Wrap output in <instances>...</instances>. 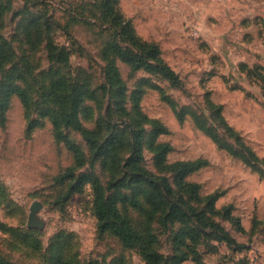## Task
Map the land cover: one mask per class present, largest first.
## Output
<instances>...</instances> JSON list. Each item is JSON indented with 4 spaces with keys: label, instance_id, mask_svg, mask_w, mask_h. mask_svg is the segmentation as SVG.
<instances>
[{
    "label": "rangeland",
    "instance_id": "1",
    "mask_svg": "<svg viewBox=\"0 0 264 264\" xmlns=\"http://www.w3.org/2000/svg\"><path fill=\"white\" fill-rule=\"evenodd\" d=\"M105 1L0 0L5 6L0 39L11 54L0 68V82L12 78L33 98L25 106L14 96L0 119V182L6 188L0 193V264H147L138 249L125 247L100 229L91 184L65 197L70 183L57 177L73 165V153L57 139L51 120L38 106L58 78L86 92L78 109L84 127L101 131V138L123 134V160L130 154L134 133L155 126L137 113L134 95L140 88L141 111L167 128L157 140L171 144L168 159L207 160L188 179L201 184L202 194L224 192L217 207L232 205L245 231L225 215L213 219L244 248L204 234L197 244L200 263L187 259L182 264H264V171L218 145L190 114L180 119L163 97L179 109L202 115L225 143L240 147L236 142L240 135L264 161V0H119L120 22L130 20L140 37L159 44L162 58L181 78L179 86L107 54V44L128 48L131 43ZM32 18L40 27L35 46L23 34L24 24ZM192 23L199 26L198 37L190 33ZM111 63L120 72L123 95L118 87L109 86ZM62 133L86 155L87 164L77 169V175L93 171L106 187L124 176L102 159L94 160L81 132L63 128ZM142 153L145 165L155 170L152 151L144 146ZM126 184L122 182L121 190L132 192ZM36 200L43 203L42 229L28 226ZM129 212L139 220L136 211L129 207ZM180 227L159 220L152 224L156 248L169 264L177 253L175 232Z\"/></svg>",
    "mask_w": 264,
    "mask_h": 264
},
{
    "label": "trees",
    "instance_id": "2",
    "mask_svg": "<svg viewBox=\"0 0 264 264\" xmlns=\"http://www.w3.org/2000/svg\"><path fill=\"white\" fill-rule=\"evenodd\" d=\"M26 2L36 3L37 0H26ZM118 3L119 0H106L104 5L114 15L117 24L124 25L122 32L128 38L131 46L124 48L118 43H110L105 49L107 54L119 57L130 64L134 70L147 69L168 80L172 86L181 85L178 73L162 58L159 44L140 37L130 20L120 22L122 16L117 8ZM4 12L5 6L0 3V20ZM23 34L27 42L35 46L37 37H40L38 20L29 19L23 26ZM10 59L11 54L7 43L0 39V68H3ZM107 79L110 88L118 87L119 93L123 95V81L120 72L113 63L108 69ZM50 84L47 94L44 95V98L42 96L43 101L38 106H41V114L48 116L51 120L57 139L65 141L74 157L73 165L66 168L64 173L59 174L57 180L61 183L66 181L70 183L65 194L66 198L81 191L86 184H91L94 196L93 209L103 232L112 233L127 248L138 249L147 264H169L165 256L156 248L157 237L153 232L152 224L158 220L165 225L169 223L181 225L175 232L177 253L173 257V264H182L187 259L200 263L197 244L204 234L215 235L219 240L234 245L235 249L244 248L220 223L213 219L215 216L225 215V219L235 221L238 229L245 231L240 218L233 215L232 205L217 207L216 202L224 192L218 190L202 194L201 184L188 179L189 175L205 166L207 160L198 158L170 161L168 159V155L172 151L171 144L157 140L160 134L167 132V128L159 121L149 119L139 108V101L144 89L140 88L135 91V107L137 113L143 116L146 122L155 126L151 130L142 128L134 133L136 137L132 142L130 154L123 160L121 156L124 146L122 133H115L111 138H101V131L88 129L81 123L78 109L84 101L86 92L78 88L73 89V86L69 87L65 78L52 80ZM152 85L155 86V84ZM70 88H72V92L67 95V91H71ZM14 96H18L25 106L32 104L31 92L16 80L6 77L0 82L1 121H3L4 113L9 108ZM163 97L170 102L180 119L183 120L190 114L197 126L211 136L218 145L231 155L241 159L245 164L264 171V161L242 140L240 135H236V142L240 143V147L225 143L218 132L207 124V120L202 115L190 112L187 107L179 109L173 100L166 96ZM217 114L219 119L225 123L220 110ZM63 128L81 132L89 144L94 160L102 159L105 166L113 165V168L117 169L119 173H124V176L119 175L117 180H113L114 182L106 187L99 175L93 171L77 175V169L87 164V158L81 147L62 133ZM228 129L233 131V128L229 126ZM144 146L153 153L155 170H150L144 163L142 153ZM126 181L128 184L125 187L131 189L130 193L121 190L122 182L126 183ZM114 188L116 189L112 190ZM5 190L6 188L0 182L2 195ZM109 191L111 192L108 193ZM129 207L138 213L139 220L132 217Z\"/></svg>",
    "mask_w": 264,
    "mask_h": 264
},
{
    "label": "water",
    "instance_id": "3",
    "mask_svg": "<svg viewBox=\"0 0 264 264\" xmlns=\"http://www.w3.org/2000/svg\"><path fill=\"white\" fill-rule=\"evenodd\" d=\"M43 208V203L39 200L33 202L30 207L28 216V226L31 228L42 229L46 225L45 219L40 216V211Z\"/></svg>",
    "mask_w": 264,
    "mask_h": 264
},
{
    "label": "built area",
    "instance_id": "4",
    "mask_svg": "<svg viewBox=\"0 0 264 264\" xmlns=\"http://www.w3.org/2000/svg\"><path fill=\"white\" fill-rule=\"evenodd\" d=\"M189 28L193 37H198L200 35V29L197 23H192Z\"/></svg>",
    "mask_w": 264,
    "mask_h": 264
}]
</instances>
